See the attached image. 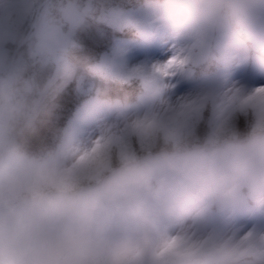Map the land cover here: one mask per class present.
Masks as SVG:
<instances>
[{
	"label": "clouds",
	"instance_id": "clouds-1",
	"mask_svg": "<svg viewBox=\"0 0 264 264\" xmlns=\"http://www.w3.org/2000/svg\"><path fill=\"white\" fill-rule=\"evenodd\" d=\"M92 4L54 0L36 20L34 46L58 65L43 86L0 53V264H264V230L218 223L264 205V95L229 79L237 64L264 75V0H142L132 27L167 34L168 59L182 61L168 74L194 85L180 98L155 66H129L126 48L64 59ZM85 72L135 92L90 101L91 134L33 147Z\"/></svg>",
	"mask_w": 264,
	"mask_h": 264
},
{
	"label": "trees",
	"instance_id": "trees-1",
	"mask_svg": "<svg viewBox=\"0 0 264 264\" xmlns=\"http://www.w3.org/2000/svg\"><path fill=\"white\" fill-rule=\"evenodd\" d=\"M46 4L54 0H47ZM142 0H93V14L88 23L79 30L73 37L75 46L69 50L67 59L75 61L78 58L87 57L90 63L95 64L105 55L109 54L114 48H117V41L120 39H132L140 42V36L136 29L127 27L117 29L107 24L110 13L115 10H125L129 8L140 9ZM6 15V14H5ZM28 15V11L26 13ZM21 17V16H20ZM16 22L3 40V48L7 51L9 57L18 59L21 57L26 60L27 77H34L39 73L41 63L43 65L44 56L34 53L30 45L23 44L17 52L16 47L22 41L25 32V22L20 24L19 15H15ZM15 52V53H14ZM14 60V59H13ZM15 61V60H14ZM42 81L38 86H43L46 76L41 77ZM135 85L128 79L107 81L89 73H80L76 80H73L59 95L55 102V107L51 114L43 118L39 127V135L32 141L33 147L51 146L59 136L69 129L77 113L85 105L89 98H96L105 94L111 98L123 97L134 94ZM205 120L209 118V113L204 114ZM239 127L246 131V122L241 119ZM259 211V209H256Z\"/></svg>",
	"mask_w": 264,
	"mask_h": 264
},
{
	"label": "rangeland",
	"instance_id": "rangeland-1",
	"mask_svg": "<svg viewBox=\"0 0 264 264\" xmlns=\"http://www.w3.org/2000/svg\"><path fill=\"white\" fill-rule=\"evenodd\" d=\"M47 2L48 1L45 2V0H0V46H3L4 38L9 33L10 29L14 25V22H16L15 15H19V19L21 18V20L18 21L20 24L25 22L24 29L25 32H27L23 36V39L25 40L24 44L30 45L34 53L36 52L42 54L34 46V40L31 37L36 20L41 14L47 11L50 6L46 4ZM27 11L28 15H26ZM139 17V9L132 11H121L118 9L110 13L107 24L117 29H124L132 27V23ZM139 36L143 37L145 40L144 43L136 44L131 39H120L117 42L119 47L128 49L127 62L129 66L148 63L150 66H155L157 70L158 66L164 65L159 62L167 61L168 58L173 55L172 44L168 42L166 33L148 32ZM0 53L7 54V51L0 48ZM58 59L60 58L58 57ZM64 59L67 58L65 57ZM41 60H43V65L41 63V68L38 70L39 73L34 77H27V62L25 59L18 57V59H15V64L22 71L24 77L32 80L36 85L41 83V77L46 76V81L44 82L45 84L55 75L58 65L53 62H45V57ZM67 60L70 61L69 59ZM157 72L173 89L174 98H180L194 90V85L186 79H178L176 76L169 75L168 73L163 74L159 71ZM229 79L231 82L237 83L239 86L248 90L264 87V75L258 74L252 67L249 69V65H234V67L230 70ZM92 100L93 99L88 102L86 101L84 107L78 112L74 124L70 128H76L82 133L91 134L94 132L95 129L93 126H88L84 123V120L87 117L86 105ZM250 201L260 207V211H257L252 206L248 205V208H246L244 207L245 205L242 204L235 209L228 210L221 214L219 216L220 220L218 219V223L224 227L240 231H247L253 228L264 230V205L257 203L255 200ZM240 208H242L241 212L238 211Z\"/></svg>",
	"mask_w": 264,
	"mask_h": 264
},
{
	"label": "snow or ice",
	"instance_id": "snow-or-ice-1",
	"mask_svg": "<svg viewBox=\"0 0 264 264\" xmlns=\"http://www.w3.org/2000/svg\"><path fill=\"white\" fill-rule=\"evenodd\" d=\"M182 61L178 57H171L170 59L167 60V62L162 65L157 67V71L167 74L168 71L172 68L175 67L179 64H181ZM257 94L264 95V87H260L256 89Z\"/></svg>",
	"mask_w": 264,
	"mask_h": 264
},
{
	"label": "water",
	"instance_id": "water-1",
	"mask_svg": "<svg viewBox=\"0 0 264 264\" xmlns=\"http://www.w3.org/2000/svg\"><path fill=\"white\" fill-rule=\"evenodd\" d=\"M46 1H47V0H45V2H46ZM24 43H25V40L23 39V40L19 43V45L16 47L15 52H17L18 49H19ZM15 52H14V53H15ZM14 55H15V54L12 55V57H11L12 59H14Z\"/></svg>",
	"mask_w": 264,
	"mask_h": 264
},
{
	"label": "bare ground",
	"instance_id": "bare-ground-1",
	"mask_svg": "<svg viewBox=\"0 0 264 264\" xmlns=\"http://www.w3.org/2000/svg\"><path fill=\"white\" fill-rule=\"evenodd\" d=\"M127 10L128 11H130V10L132 11V10H136V9H134V8L125 9V11H127ZM121 11H123V9Z\"/></svg>",
	"mask_w": 264,
	"mask_h": 264
}]
</instances>
